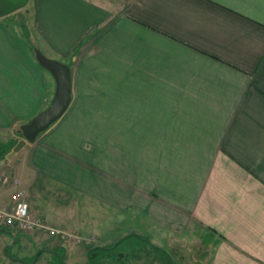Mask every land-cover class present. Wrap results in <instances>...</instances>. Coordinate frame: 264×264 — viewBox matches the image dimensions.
Wrapping results in <instances>:
<instances>
[{
  "label": "crops",
  "instance_id": "1",
  "mask_svg": "<svg viewBox=\"0 0 264 264\" xmlns=\"http://www.w3.org/2000/svg\"><path fill=\"white\" fill-rule=\"evenodd\" d=\"M25 8L24 25L23 8L0 16V151L56 93L30 47L70 66L73 100L0 160V209L20 189L52 228L91 238L130 219L124 239L142 234L141 218L168 237L199 227L197 243L180 239V264H264V0ZM50 249L56 260L65 250Z\"/></svg>",
  "mask_w": 264,
  "mask_h": 264
},
{
  "label": "rangeland",
  "instance_id": "2",
  "mask_svg": "<svg viewBox=\"0 0 264 264\" xmlns=\"http://www.w3.org/2000/svg\"><path fill=\"white\" fill-rule=\"evenodd\" d=\"M25 9L26 8L24 7L23 25L27 24L29 19ZM29 40L34 44L35 40L33 35L27 29V31L23 32V44L26 45V41L30 43ZM30 49L35 58V52H33L32 47H30ZM88 132L92 133V136H95V131L92 130V132ZM97 132L98 130H96V133ZM112 221L114 224H109L106 229L107 231L105 230L103 233L98 231L99 235L91 238H88V236L85 235L82 236L76 231L60 228L54 229L63 232L64 235H51L48 233H27L28 235H26L25 233L13 231L9 226L4 224L2 225L3 227L0 228V264H54L57 260L55 259L56 257L51 254L54 250L50 248H55L56 246H62L65 249L62 256L63 264H91L88 257L90 250L92 248L108 247L119 243L123 239L122 232L127 231L131 224L130 219L122 221L121 224L116 219H113ZM133 221L136 223V220ZM137 226L141 228L142 233L138 235L142 236L147 241L149 239L150 244L143 245L136 241H132L130 245L131 247H134V251L132 249L126 251H112L111 254H109V258H107L103 264H162L159 257L154 258L146 255L147 253L152 254L154 248L169 252L173 264H180V258L178 256L180 254V248L178 245L182 243V238L184 241L183 243H185L184 239L188 238V240L191 239L192 244H195V242H198L196 239L198 238L199 233H201V229L199 227H194L195 229L191 228L187 232L171 230L172 236L168 237L166 234H159L152 229L150 230L147 223L142 218L140 219V224L138 225L137 223ZM49 227L52 228V226ZM106 237H111L112 240H106ZM152 237L154 240L162 239V241L157 242L156 245L152 241ZM87 240H90L91 242ZM110 243L112 245H107ZM188 243L190 244V240ZM171 245H173V247L170 249L169 247ZM46 248L51 251L44 252ZM132 251H137V254L134 255ZM118 257L126 258L121 259Z\"/></svg>",
  "mask_w": 264,
  "mask_h": 264
},
{
  "label": "water",
  "instance_id": "3",
  "mask_svg": "<svg viewBox=\"0 0 264 264\" xmlns=\"http://www.w3.org/2000/svg\"><path fill=\"white\" fill-rule=\"evenodd\" d=\"M29 0H0V16L12 14L24 8ZM38 63L51 73L56 81L57 89L51 105L21 127L23 138L15 145L8 158L14 157L27 144L34 143L37 138L47 132L67 113L72 100V71L69 65L52 60L39 49L35 50Z\"/></svg>",
  "mask_w": 264,
  "mask_h": 264
},
{
  "label": "built area",
  "instance_id": "4",
  "mask_svg": "<svg viewBox=\"0 0 264 264\" xmlns=\"http://www.w3.org/2000/svg\"><path fill=\"white\" fill-rule=\"evenodd\" d=\"M7 181L8 179L0 174V189ZM15 185H17V182ZM12 199V207L0 209V226L5 224L14 231L29 234L48 233L51 235H64L63 232L47 226L43 221L32 215L27 194L23 190H17L13 194Z\"/></svg>",
  "mask_w": 264,
  "mask_h": 264
},
{
  "label": "trees",
  "instance_id": "5",
  "mask_svg": "<svg viewBox=\"0 0 264 264\" xmlns=\"http://www.w3.org/2000/svg\"><path fill=\"white\" fill-rule=\"evenodd\" d=\"M36 47H33V52H35ZM16 143H13L12 145L4 148L3 150L0 151V160L5 158V156L13 149V147L15 146ZM2 228V227H1ZM132 241H136L139 244H150V241L148 239L145 240V238H143L142 236L136 235V234H132L130 236H127L126 238L122 239V241H120L117 244H114L112 246H108V247H97V248H92L89 252V261L91 264H103L104 261L109 258V254H111L112 251H120V250H130L132 249L134 251V247H131L130 243ZM133 246V245H132ZM138 249V248H137ZM132 253L135 255L137 254L136 252ZM159 253V254H157ZM147 256H152L154 258L159 257L162 261V264H173L172 258L170 257L169 254H167L164 250L162 249H157L154 248V251H152V254L147 253ZM153 255H157V256H153ZM138 256V255H137ZM142 256V255H140ZM121 258V257H118ZM126 257H122L121 259H125ZM58 263L57 264H63L62 258L57 260Z\"/></svg>",
  "mask_w": 264,
  "mask_h": 264
}]
</instances>
